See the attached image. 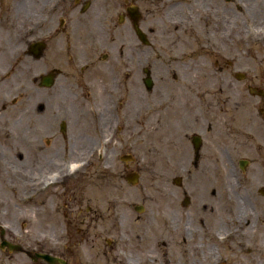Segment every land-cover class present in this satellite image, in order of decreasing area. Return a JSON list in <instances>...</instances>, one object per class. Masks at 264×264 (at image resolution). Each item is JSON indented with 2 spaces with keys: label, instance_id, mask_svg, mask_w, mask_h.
Wrapping results in <instances>:
<instances>
[{
  "label": "flooded vegetation",
  "instance_id": "flooded-vegetation-1",
  "mask_svg": "<svg viewBox=\"0 0 264 264\" xmlns=\"http://www.w3.org/2000/svg\"><path fill=\"white\" fill-rule=\"evenodd\" d=\"M250 39L264 44V0H0V264H264V175L216 173L219 148H264ZM138 144L175 172L148 212L117 215L115 241L82 234L81 207L77 237L17 235Z\"/></svg>",
  "mask_w": 264,
  "mask_h": 264
},
{
  "label": "rangeland",
  "instance_id": "rangeland-1",
  "mask_svg": "<svg viewBox=\"0 0 264 264\" xmlns=\"http://www.w3.org/2000/svg\"><path fill=\"white\" fill-rule=\"evenodd\" d=\"M249 46L253 52L243 53L241 63H244L242 66L250 68V71H255L264 63V44L260 45L256 39H250ZM238 87L240 88L241 86ZM261 87L264 89V86ZM244 93L247 95L246 87H244ZM251 98H254L256 102L259 99L257 96ZM252 144L253 143L244 145L243 143H238L235 144L234 147L219 148L217 155L219 158V165L217 166L218 171L216 173L222 175L245 173L253 175L256 179H258L260 175H264V163H262L264 148L259 149L255 143L254 145ZM128 152L133 154V160L125 162L124 160L121 161L116 159L117 156H114L113 163L111 164L110 160L107 159V162L91 165L89 168L86 167V171L84 170L81 172L82 174L85 172L87 175L84 179H87L86 192L88 195H86L89 199L77 204L75 197L69 200L70 203H72L68 206L62 205L58 200L57 213L54 219H51V213L47 215L49 219H51V223L48 226H37L34 221V213H27V217L33 219L30 223L22 224L21 227L16 228L15 231L17 235L26 239H32L37 236L40 230L52 233L51 229L53 225L58 237H66L70 232H72V236L77 237V226L73 227V224H69V220H73L71 218L72 215L74 214V216H76L77 213H79L78 208L81 207L80 214L83 221L78 224L81 230L80 232L83 234L84 230L88 229L90 237L93 236L95 232L100 234L98 241H115L117 215L122 219V224L125 225L128 219H124V215H131L133 213L131 208L134 204L144 203L146 205V210L144 212H148L149 207L153 205L150 203V196L154 195L155 190H163V185L170 183L169 177L175 172V167L153 164L150 160V158H152V151L141 148L139 144L136 145L133 150H121V153ZM106 157L108 158L109 156ZM241 158L248 160L243 170L239 167L238 163ZM118 168H121L124 173L122 177L118 174ZM132 172L138 173V176L136 182L129 183L124 177L126 174ZM81 188L82 186L78 187V190H81ZM77 193L80 194L82 191H77ZM98 207L101 209V212L97 213L96 209H98ZM72 208H74L72 210L74 213L70 214ZM66 213L68 214L67 216H65ZM17 215L20 214L18 213ZM98 216L99 218L93 219ZM95 220L97 221L96 223L93 222ZM94 224H96V226H94ZM16 226H18V224ZM10 228H12V225H10ZM202 242L203 248H206L211 241ZM202 263H205L204 259H202Z\"/></svg>",
  "mask_w": 264,
  "mask_h": 264
},
{
  "label": "water",
  "instance_id": "water-1",
  "mask_svg": "<svg viewBox=\"0 0 264 264\" xmlns=\"http://www.w3.org/2000/svg\"><path fill=\"white\" fill-rule=\"evenodd\" d=\"M47 259H49L50 261H53V259L51 258V256L46 255Z\"/></svg>",
  "mask_w": 264,
  "mask_h": 264
}]
</instances>
